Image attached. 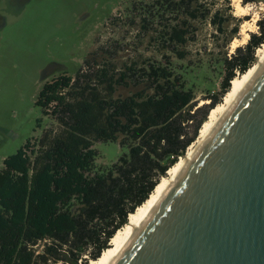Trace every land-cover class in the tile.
Listing matches in <instances>:
<instances>
[{"label": "trees", "instance_id": "obj_1", "mask_svg": "<svg viewBox=\"0 0 264 264\" xmlns=\"http://www.w3.org/2000/svg\"><path fill=\"white\" fill-rule=\"evenodd\" d=\"M156 3L157 13L148 11L143 27L158 17L162 28L156 38L182 56L174 48L187 41V19L197 18V0ZM167 14H174V21ZM214 18L210 21L217 24ZM257 24L259 31L225 57L229 69L222 92L236 71L242 74L255 62V50L264 42V16ZM85 62L74 76L64 72L44 82L38 93L35 105L57 126L27 139L2 161L0 264H77L79 258L88 264L82 254L89 247L88 258L97 259L206 119L204 112L193 120L194 95L166 65L128 64L117 71L108 62ZM140 82L152 91L114 96L117 86ZM217 102L213 98L211 108ZM97 141L118 142L126 150L109 167L97 169Z\"/></svg>", "mask_w": 264, "mask_h": 264}, {"label": "rangeland", "instance_id": "obj_2", "mask_svg": "<svg viewBox=\"0 0 264 264\" xmlns=\"http://www.w3.org/2000/svg\"><path fill=\"white\" fill-rule=\"evenodd\" d=\"M156 1H0V168L3 159L27 139L38 138L46 128L57 126L35 105L38 93L44 82L64 72L74 76L79 68L86 67L85 60L91 66L108 62L117 71L128 64L137 68L168 66L194 95L195 105L190 111L193 120L206 112L201 128L224 95L264 58L263 42L255 50L253 65L242 74L236 71L227 91H221L222 79L229 69L224 59L259 31L257 22L264 16V0H197V18L186 20L187 41L174 48L182 56L156 38L162 28L158 17L150 18L153 25L143 27L142 19L149 17L148 11L157 13ZM173 15L166 17L171 19ZM212 17L217 24L210 21ZM147 85H119L114 96L123 97L141 89L151 92L145 88ZM213 98L218 102L211 108ZM198 136L199 131L194 147ZM93 147L97 169L109 167L126 150L114 141H97ZM188 147L180 158L187 154ZM37 246L41 248V242ZM89 251L91 247L82 258ZM84 258L90 264L91 259Z\"/></svg>", "mask_w": 264, "mask_h": 264}, {"label": "water", "instance_id": "obj_3", "mask_svg": "<svg viewBox=\"0 0 264 264\" xmlns=\"http://www.w3.org/2000/svg\"><path fill=\"white\" fill-rule=\"evenodd\" d=\"M113 264H264V65Z\"/></svg>", "mask_w": 264, "mask_h": 264}, {"label": "bare ground", "instance_id": "obj_4", "mask_svg": "<svg viewBox=\"0 0 264 264\" xmlns=\"http://www.w3.org/2000/svg\"><path fill=\"white\" fill-rule=\"evenodd\" d=\"M238 8H240V5H238ZM263 65L264 58L259 60L257 66H255V68L243 78L242 82L235 85L236 88L234 90L228 91L227 94L224 95L221 103L217 104L210 111L208 119L199 130L196 146L194 147L193 144L189 145L187 154L183 158H179V160L169 168L167 172L168 175L160 179L147 199L141 205L136 207L134 212L129 213L127 222L111 237L109 242L110 246L104 249L97 259H91L90 264H113L118 259L125 247L134 237L137 230L155 210L173 181L177 179L183 170L186 161L190 159L195 150L210 137L217 125L241 97L251 80L256 76Z\"/></svg>", "mask_w": 264, "mask_h": 264}, {"label": "built area", "instance_id": "obj_5", "mask_svg": "<svg viewBox=\"0 0 264 264\" xmlns=\"http://www.w3.org/2000/svg\"><path fill=\"white\" fill-rule=\"evenodd\" d=\"M85 256L88 257V255L84 254V255H83V258H84ZM81 262H82V259L79 258L78 261H77V264H81Z\"/></svg>", "mask_w": 264, "mask_h": 264}, {"label": "flooded vegetation", "instance_id": "obj_6", "mask_svg": "<svg viewBox=\"0 0 264 264\" xmlns=\"http://www.w3.org/2000/svg\"><path fill=\"white\" fill-rule=\"evenodd\" d=\"M1 1V0H0Z\"/></svg>", "mask_w": 264, "mask_h": 264}]
</instances>
